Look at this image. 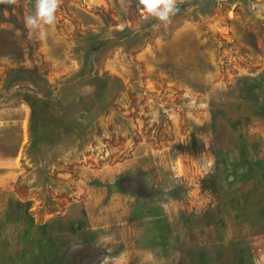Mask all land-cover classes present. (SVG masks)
Returning a JSON list of instances; mask_svg holds the SVG:
<instances>
[{"label": "rangeland", "instance_id": "rangeland-1", "mask_svg": "<svg viewBox=\"0 0 264 264\" xmlns=\"http://www.w3.org/2000/svg\"><path fill=\"white\" fill-rule=\"evenodd\" d=\"M0 0V264H264V0Z\"/></svg>", "mask_w": 264, "mask_h": 264}, {"label": "clouds", "instance_id": "clouds-1", "mask_svg": "<svg viewBox=\"0 0 264 264\" xmlns=\"http://www.w3.org/2000/svg\"><path fill=\"white\" fill-rule=\"evenodd\" d=\"M142 8L159 22H168L177 10L176 0H139ZM59 0H35V11L25 17V26L29 34L44 37L42 25L52 26L56 21Z\"/></svg>", "mask_w": 264, "mask_h": 264}]
</instances>
